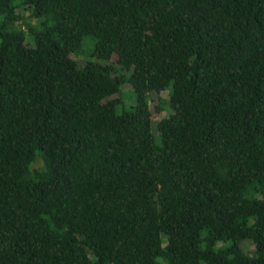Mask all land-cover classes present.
<instances>
[{
	"label": "trees",
	"instance_id": "1",
	"mask_svg": "<svg viewBox=\"0 0 264 264\" xmlns=\"http://www.w3.org/2000/svg\"><path fill=\"white\" fill-rule=\"evenodd\" d=\"M0 264H264V0H0Z\"/></svg>",
	"mask_w": 264,
	"mask_h": 264
},
{
	"label": "rangeland",
	"instance_id": "2",
	"mask_svg": "<svg viewBox=\"0 0 264 264\" xmlns=\"http://www.w3.org/2000/svg\"><path fill=\"white\" fill-rule=\"evenodd\" d=\"M22 14L26 17L29 13L28 11H22ZM130 91L131 87L127 83H123L121 86V94L116 93L112 95L111 98H121L125 104L129 105L132 101ZM167 100V91H162L159 94L150 97L149 106L154 129L157 128V123L166 118L170 113Z\"/></svg>",
	"mask_w": 264,
	"mask_h": 264
}]
</instances>
